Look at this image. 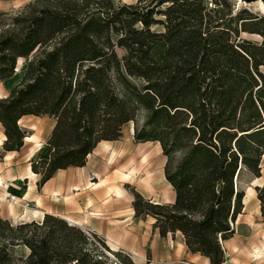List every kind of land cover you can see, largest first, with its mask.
I'll return each mask as SVG.
<instances>
[{
    "label": "trees",
    "instance_id": "16d2710c",
    "mask_svg": "<svg viewBox=\"0 0 264 264\" xmlns=\"http://www.w3.org/2000/svg\"><path fill=\"white\" fill-rule=\"evenodd\" d=\"M223 1L212 4L226 13L205 0L27 3L0 23V82L24 63L0 98L3 150L23 146L22 117L51 118L50 157L31 165L40 187L58 170L84 166L98 143L118 140L133 123L136 142L160 145L175 195L154 204L129 188L134 217L153 218L160 237L178 232L190 253L221 264L222 242L243 211L238 177L260 178L264 156V23L245 10L223 23L232 14ZM255 191L264 224V183ZM15 246L28 250L23 264H135L51 215L17 225L0 218V264H14Z\"/></svg>",
    "mask_w": 264,
    "mask_h": 264
},
{
    "label": "crops",
    "instance_id": "0c3cea01",
    "mask_svg": "<svg viewBox=\"0 0 264 264\" xmlns=\"http://www.w3.org/2000/svg\"><path fill=\"white\" fill-rule=\"evenodd\" d=\"M28 2L0 0V17L23 8ZM23 69L22 62L12 78L0 82V98L6 97L19 82ZM18 126L25 132L23 146L18 151L6 152L2 147L6 138L0 124L1 219L17 225L39 222L45 215L61 218L85 233L96 235L111 251L128 255L135 264H210L208 258L187 250L180 233L162 238L153 227V218L134 217L129 188L154 204H171L175 195L164 178L166 159L160 145L136 142L132 124L129 132L124 134L122 129L118 140L98 143L84 166L58 170L40 187V176L32 173L31 165L49 159L51 150L47 140L54 121L48 117L25 116ZM247 243L236 232L223 241L225 260L246 252Z\"/></svg>",
    "mask_w": 264,
    "mask_h": 264
},
{
    "label": "rangeland",
    "instance_id": "374dc122",
    "mask_svg": "<svg viewBox=\"0 0 264 264\" xmlns=\"http://www.w3.org/2000/svg\"><path fill=\"white\" fill-rule=\"evenodd\" d=\"M32 0H29V2ZM115 5L120 4H134L136 0H112ZM206 5L209 9H220L223 10L224 13H226L228 10L225 6H214L212 4V1L214 0H205ZM220 2H224L223 0H216ZM257 1H244V0H229L225 2V5L228 6V8L231 11V16H226L225 21L223 23H235L234 21L228 22L230 19L235 18V15L239 12L246 11L248 14L252 15L253 17H256L257 23H264V0H258ZM28 2V3H29ZM257 2V3H256ZM23 8L18 9L11 14H8L4 17H0V23L8 24L11 23V18L16 15L19 11H21ZM262 18V21L260 19ZM241 23V22H237ZM153 30H160V28L155 27L152 28ZM241 40H246L252 44L260 45L263 41V38L258 34H250V33H241L240 34ZM117 53L119 56H121L123 53L120 50H117ZM23 61L18 62L17 64V70H20L21 65ZM260 71L264 74V67L260 68ZM18 79V76L16 77ZM133 123H130V126H125L123 128V133H127L132 129ZM261 175L260 178H255L251 174H249L246 171H241L237 184L238 187L243 190L244 195L248 192L251 194V199L249 200V203L244 206V209L242 211L241 216L237 220L235 226V232L238 233L241 236L245 237V240L248 241V248L245 251L231 255V258L228 260V262H231L233 264H264V259L262 260H253L252 259V251L255 250V248H264V239H261L264 235V224L261 221L260 213H256V191L255 187L260 186L264 183V156L261 160ZM261 243H258V242ZM249 247H252L249 248ZM110 250V249H109ZM111 251V250H110ZM114 252V251H111ZM9 253L11 257L14 260V264H23V261L26 259L28 255V250L24 246H15L11 247L9 249ZM115 253V252H114ZM110 257V259H113V256L109 253H107ZM124 255V253H123Z\"/></svg>",
    "mask_w": 264,
    "mask_h": 264
},
{
    "label": "bare ground",
    "instance_id": "6f19581e",
    "mask_svg": "<svg viewBox=\"0 0 264 264\" xmlns=\"http://www.w3.org/2000/svg\"><path fill=\"white\" fill-rule=\"evenodd\" d=\"M257 2H259V1H257ZM250 199H251V194H250V192H248V193H246L244 195L242 203L244 205H246V204L249 203ZM255 202H256V210H255V212L259 213V205H258L257 199H255ZM261 239H264V235L262 236ZM258 243H261V242L259 241ZM263 245H264V243H263ZM259 247L260 248H255V250L252 251V256L251 257H252L253 260H259L260 261V260L264 259V248H262L261 246H259Z\"/></svg>",
    "mask_w": 264,
    "mask_h": 264
},
{
    "label": "built area",
    "instance_id": "2783aa9c",
    "mask_svg": "<svg viewBox=\"0 0 264 264\" xmlns=\"http://www.w3.org/2000/svg\"><path fill=\"white\" fill-rule=\"evenodd\" d=\"M70 225V224H69ZM221 264H233V263H231V262H228V261H226L225 260V258H223V260H222V263Z\"/></svg>",
    "mask_w": 264,
    "mask_h": 264
},
{
    "label": "water",
    "instance_id": "95a60500",
    "mask_svg": "<svg viewBox=\"0 0 264 264\" xmlns=\"http://www.w3.org/2000/svg\"><path fill=\"white\" fill-rule=\"evenodd\" d=\"M244 1L248 2V1H258V0H244ZM260 186H261V185H260Z\"/></svg>",
    "mask_w": 264,
    "mask_h": 264
}]
</instances>
